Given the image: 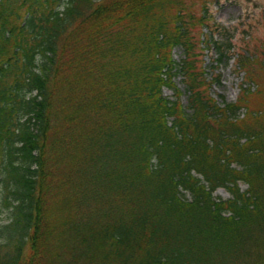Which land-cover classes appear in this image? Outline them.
I'll return each instance as SVG.
<instances>
[{"label": "trees", "instance_id": "obj_1", "mask_svg": "<svg viewBox=\"0 0 264 264\" xmlns=\"http://www.w3.org/2000/svg\"><path fill=\"white\" fill-rule=\"evenodd\" d=\"M210 1L0 0V264H264V21Z\"/></svg>", "mask_w": 264, "mask_h": 264}, {"label": "rangeland", "instance_id": "obj_2", "mask_svg": "<svg viewBox=\"0 0 264 264\" xmlns=\"http://www.w3.org/2000/svg\"><path fill=\"white\" fill-rule=\"evenodd\" d=\"M216 1V2H215ZM211 0L209 5V11L213 16V20L216 23L230 27L232 25H237L238 29L234 33L236 45L239 46L241 41V32L243 26L249 23L248 16L253 13L251 20L257 24V21H264V0ZM205 31V27H203ZM259 37L255 40H264V28L259 27L257 32ZM172 55L175 61L179 62L183 58V52L180 47H174ZM203 59L205 61L204 65L208 66L211 64V60L215 58V54L212 51H203ZM207 70L209 68L207 67ZM220 72V83L218 85H213L211 88L212 95L220 102L233 101L239 91V83L242 80V73H238L234 70L233 60H229L226 64L219 67ZM181 75L175 74L172 78L175 86L181 90H184L183 84L181 83ZM162 93L168 99H174V90L170 87H163ZM181 101L186 104V93H182ZM239 187L241 190H245L247 185L243 182H239ZM182 197L189 198L190 195L182 191ZM215 198L226 199L230 197L229 191L224 187H218L212 192ZM10 207L4 206L0 202V226L7 223L10 219ZM3 238H1L2 240Z\"/></svg>", "mask_w": 264, "mask_h": 264}]
</instances>
